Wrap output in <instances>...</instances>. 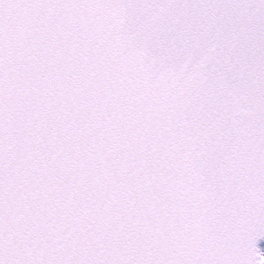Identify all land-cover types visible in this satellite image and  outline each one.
Returning a JSON list of instances; mask_svg holds the SVG:
<instances>
[{"label":"snow or ice","instance_id":"6c2138e0","mask_svg":"<svg viewBox=\"0 0 264 264\" xmlns=\"http://www.w3.org/2000/svg\"><path fill=\"white\" fill-rule=\"evenodd\" d=\"M0 264H264V0H0Z\"/></svg>","mask_w":264,"mask_h":264}]
</instances>
